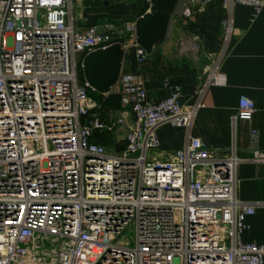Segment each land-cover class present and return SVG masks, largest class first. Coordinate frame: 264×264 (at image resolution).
Masks as SVG:
<instances>
[{
	"label": "built area",
	"instance_id": "built-area-1",
	"mask_svg": "<svg viewBox=\"0 0 264 264\" xmlns=\"http://www.w3.org/2000/svg\"><path fill=\"white\" fill-rule=\"evenodd\" d=\"M214 1L226 13L223 47L195 102L183 107L179 86L150 101L140 77L125 73L103 94L120 95L107 120L80 72L85 55L121 38L76 32L72 0L0 1V264H264V245L242 240L256 208L237 197V148L219 155L192 135L221 79L235 8L251 7L254 20L264 0H186L182 17L204 15ZM126 33L135 61H147L137 23ZM255 112L241 96L232 122ZM165 125L187 133L166 159L157 154ZM121 127L122 150L94 141ZM251 162L263 165L264 151L254 150ZM133 225L135 247L123 240ZM44 239L54 249L42 251Z\"/></svg>",
	"mask_w": 264,
	"mask_h": 264
},
{
	"label": "crops",
	"instance_id": "crops-1",
	"mask_svg": "<svg viewBox=\"0 0 264 264\" xmlns=\"http://www.w3.org/2000/svg\"><path fill=\"white\" fill-rule=\"evenodd\" d=\"M72 2L74 17L76 15L81 20L76 25L75 18L76 32L97 31L99 21L107 19L109 23L104 30L121 38V67L119 77L112 86L117 85L126 73L140 77L150 101L169 97L174 88L179 86L182 87L180 104L189 107L195 102V88L206 79L216 55L223 47L222 23L226 13L221 1H214L206 14L187 20L182 17L186 0H179L165 41L153 46L148 51L149 59L142 63L135 61L134 49L126 38V32L127 25L137 22L143 11L151 13V0ZM234 18V34L220 68L221 79L218 85L209 89L192 135L219 155L231 147L237 148V155L243 160L238 169L237 197L242 203L256 208L255 215L246 219L251 230L243 235L242 240L244 243L264 245V164L251 162L254 150L264 151V9L253 20L251 7L237 6ZM92 61L89 60L88 67H95ZM80 80L91 84L85 73V60ZM165 81H169V87H165ZM100 85L106 86L107 83L101 80ZM91 86L96 89V92L91 93V98L101 107L99 112L102 119L107 120L111 112L120 110V103L117 109L105 107L99 96L103 97L106 92L102 93L97 89L98 86ZM241 96H247L255 102L256 112L250 121L238 120L233 123L232 117L238 112ZM126 130V127H121L115 133L95 137L94 141L120 151L124 146ZM157 134L160 141L157 154L165 159L186 144L185 129L165 125L158 129Z\"/></svg>",
	"mask_w": 264,
	"mask_h": 264
},
{
	"label": "trees",
	"instance_id": "trees-1",
	"mask_svg": "<svg viewBox=\"0 0 264 264\" xmlns=\"http://www.w3.org/2000/svg\"><path fill=\"white\" fill-rule=\"evenodd\" d=\"M178 2L179 0H151V13L143 11L142 16L137 20L138 42L147 51L165 41L171 17ZM92 53L84 56L85 73L92 85L98 86L101 80H105L107 85H100L97 89L102 93L108 92L119 77L122 61L120 46L118 43H115L105 51L97 50ZM92 59L95 61H92ZM89 60L95 64V67H88ZM99 99L105 104V107L114 109H117L118 103H120V95H111L108 98L99 96Z\"/></svg>",
	"mask_w": 264,
	"mask_h": 264
},
{
	"label": "rangeland",
	"instance_id": "rangeland-1",
	"mask_svg": "<svg viewBox=\"0 0 264 264\" xmlns=\"http://www.w3.org/2000/svg\"><path fill=\"white\" fill-rule=\"evenodd\" d=\"M76 21L75 24L77 25L79 22H81V20L78 19V17L75 15ZM95 100H98L97 98ZM99 104H101V102L98 100ZM153 154L152 152H150V155ZM123 240L125 241H130L131 247H135L136 246V229L135 226L133 225L131 227L130 230H128L124 237ZM41 246H42V251H51L52 249H54V245L52 244V242L50 241V239H44L43 242H41Z\"/></svg>",
	"mask_w": 264,
	"mask_h": 264
},
{
	"label": "water",
	"instance_id": "water-1",
	"mask_svg": "<svg viewBox=\"0 0 264 264\" xmlns=\"http://www.w3.org/2000/svg\"><path fill=\"white\" fill-rule=\"evenodd\" d=\"M109 20H100L97 27V34L102 35L104 33V28L108 25Z\"/></svg>",
	"mask_w": 264,
	"mask_h": 264
}]
</instances>
